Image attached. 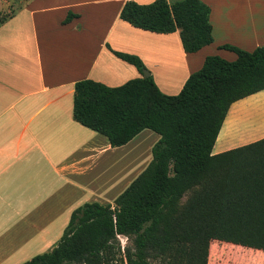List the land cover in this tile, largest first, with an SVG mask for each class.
<instances>
[{
  "label": "crops",
  "instance_id": "obj_1",
  "mask_svg": "<svg viewBox=\"0 0 264 264\" xmlns=\"http://www.w3.org/2000/svg\"><path fill=\"white\" fill-rule=\"evenodd\" d=\"M69 1L66 5L60 0L30 3L31 34L21 35V41L0 43V250L6 256L13 251L10 242L14 241L24 251L46 247V237L58 233L53 236L55 244L76 208L85 203H113L140 175L141 169L118 183V176L113 182L109 170L139 167L142 159L136 151L149 142L142 136L151 130L123 147L112 148L106 136L74 119L78 82L93 80L119 87L142 77L114 52L138 56L159 89L177 95L190 75L203 67L206 57L237 59L222 46L252 52L264 44V0H200L211 11L213 42L196 53L184 50L180 31L158 34L121 20L127 2L147 5L156 0ZM177 1L181 0H168ZM246 127V132L235 133ZM261 139L264 91L231 106L213 154ZM151 160L152 152L147 166ZM62 217H67L63 228ZM221 244V248L230 247L228 254L237 264H264V251ZM41 253L26 259L19 255L18 264Z\"/></svg>",
  "mask_w": 264,
  "mask_h": 264
},
{
  "label": "trees",
  "instance_id": "obj_2",
  "mask_svg": "<svg viewBox=\"0 0 264 264\" xmlns=\"http://www.w3.org/2000/svg\"><path fill=\"white\" fill-rule=\"evenodd\" d=\"M210 12L200 0L129 1L120 18L153 33L180 31L184 50L196 53L213 42ZM221 48L237 59L206 57L177 95L164 94L143 61L122 52L114 53L142 77L119 87L76 84L74 119L112 148L144 130L160 139L113 204L79 206L56 245L22 264H209L213 241L264 251V139L213 154L231 106L264 91V44ZM121 236L133 242L123 253Z\"/></svg>",
  "mask_w": 264,
  "mask_h": 264
},
{
  "label": "rangeland",
  "instance_id": "obj_3",
  "mask_svg": "<svg viewBox=\"0 0 264 264\" xmlns=\"http://www.w3.org/2000/svg\"><path fill=\"white\" fill-rule=\"evenodd\" d=\"M30 1H32V0H0V43L4 42L7 39L10 41H14V40L21 41L22 40L20 38L21 35H23V34L30 35L31 34V21L30 20L32 19V14H31V10L28 9V5L32 2H38L41 0H33L32 2H30ZM60 2L62 5H66V4L70 3L69 0H60ZM111 12L112 11H110L109 13H111ZM56 13H58V12H56ZM111 14L113 15V13H111ZM55 16H57V15H55ZM247 129H248V127L243 128L242 130L236 129L235 133L236 134H242V133L246 132ZM143 135L144 136H142V137H144L149 142L147 141L148 143H146V145L144 144V145L140 146L139 148H137L136 154H137V156L141 157V159H142L140 166L135 168L134 170L129 169L125 172L119 170L120 172H122L120 175L116 174L119 171L116 172V171L110 169L109 175H110V178L113 176V182H114L115 178L118 176L116 178V180L118 181V183L119 182L122 183V181L124 179L128 180V178H131L140 169L142 170L141 173L146 169V166H147L146 160L151 158V152L152 151H151L150 147H151V145L155 139L158 140L160 138L156 133H154L152 131H146ZM238 140H240V139H238ZM126 155L129 156L130 154H126ZM132 155H133V153H132ZM111 204H113V203H111ZM66 220H67V217L61 218L62 228L64 227ZM22 236H25V235H22ZM53 236L58 237V233L54 234L52 236L49 235L48 237H46V241H48L46 244V247H40V248H35V249L24 248V251L21 249L22 244L18 243L19 244V246H18V244L15 241L10 242L13 244V251L10 253V255L8 254L6 256V252L3 250H0V262H5L7 260L8 261L10 260L9 264H18L19 262L22 261L21 256L23 257V259H26V258H29L36 253L46 252V251L50 250L53 246H55L57 243L56 242L55 244L52 245V243L54 241ZM119 242H120V245L122 248V253L127 248H130V249L133 248L132 239L121 236L119 238ZM1 244H3L2 241H0V245ZM219 244H220L219 242H214V241L211 242L210 250H211L212 255H210L211 259H210L209 264H237V262H235V259L232 257V254H228L231 252L230 247L225 245L226 247L221 248L222 244L221 245H219ZM11 255H12V259H10ZM19 255H21V256L18 258Z\"/></svg>",
  "mask_w": 264,
  "mask_h": 264
},
{
  "label": "water",
  "instance_id": "obj_4",
  "mask_svg": "<svg viewBox=\"0 0 264 264\" xmlns=\"http://www.w3.org/2000/svg\"><path fill=\"white\" fill-rule=\"evenodd\" d=\"M144 74H145V76H148V75H149V73H148V72H145Z\"/></svg>",
  "mask_w": 264,
  "mask_h": 264
}]
</instances>
